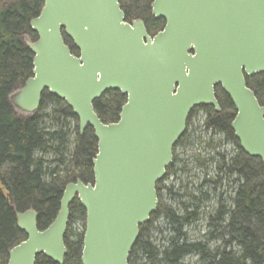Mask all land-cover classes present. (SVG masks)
<instances>
[{
	"label": "water",
	"instance_id": "95a60500",
	"mask_svg": "<svg viewBox=\"0 0 264 264\" xmlns=\"http://www.w3.org/2000/svg\"><path fill=\"white\" fill-rule=\"evenodd\" d=\"M23 43L32 74L8 100L31 117L42 94L63 100L97 140L93 181L65 185L55 219L39 229L38 213L15 212L25 239L6 264H35L43 256L63 264L69 206L85 210L81 264H129V254L156 210V184L197 106L221 108L219 86L235 109L233 135L264 169V106L246 78L264 74V0H153L165 23L150 35L141 19L125 20L120 0H41ZM65 37L78 50L71 52ZM126 96L116 122L104 123L94 102L105 92Z\"/></svg>",
	"mask_w": 264,
	"mask_h": 264
},
{
	"label": "trees",
	"instance_id": "16d2710c",
	"mask_svg": "<svg viewBox=\"0 0 264 264\" xmlns=\"http://www.w3.org/2000/svg\"><path fill=\"white\" fill-rule=\"evenodd\" d=\"M152 1L120 0L125 20L141 19L149 34L159 31L165 23L151 15ZM42 6L41 0L0 3V264L7 263L8 251L26 237L16 226V211L33 208L38 213V228L43 229L55 219L67 183L93 181L97 140L89 126L79 133L77 118L63 100L44 91L39 109L31 117L17 115L8 100L32 74L33 55L22 36L29 33L32 40L36 39L29 22L38 16ZM65 42L77 55L72 42L66 37ZM246 82L264 105V74L246 78ZM217 90L222 113L200 106L207 117L202 115L200 125L188 132L192 144L181 159L180 171L187 175L189 161H195L199 168L210 172L205 177L212 181L214 192L219 188L217 181L225 192L223 205L211 211L214 201L209 200L210 206L202 211L198 207L197 214L209 212L208 226L203 235H195L193 229L185 228L186 217L194 212L188 206L194 194L189 198L182 184L187 197L181 202L184 214L179 216L177 211H182L180 202L178 208L160 202L167 230L157 223L154 235H147L144 231H148V224L140 226L129 264H264V169L258 158L233 148L229 124L235 110L228 96ZM125 101V95L109 90L94 102V110L104 123L116 122ZM197 173L193 171L188 176L199 179ZM170 189L171 196H177ZM69 211L63 264H81L85 210L75 199ZM199 219L196 215L195 230L201 226ZM75 221L82 222V232H75ZM35 264L56 263L38 256Z\"/></svg>",
	"mask_w": 264,
	"mask_h": 264
},
{
	"label": "flooded vegetation",
	"instance_id": "af4514ba",
	"mask_svg": "<svg viewBox=\"0 0 264 264\" xmlns=\"http://www.w3.org/2000/svg\"><path fill=\"white\" fill-rule=\"evenodd\" d=\"M217 89L221 90V88L219 86L215 87L216 98H217V93H216ZM217 100H218V98H217ZM218 103H219V101H218ZM230 103H231V101H230ZM231 105L233 106L232 103H231ZM203 107H206V106H203ZM208 107H211L213 109L214 113H218V114L222 113V110H220V112H216L212 106H208ZM233 108H234V106H233ZM201 110L202 109L200 108V106H198V107H195L190 112V114L188 115V118H187L186 129H185L183 135L181 136L182 139L180 137V139L177 141V143L173 147L172 162L166 168V172H165L164 177L160 181H158L156 184L158 205H157L156 210L151 214L149 221L146 223L148 225L146 226L145 230H148V231H144V234L147 233V235H154V232L157 229V223H159L162 226H165L166 230H167V225H165V214L159 208V205H160V202H162L163 204L166 203L168 206H172V207L176 206L178 208L177 202L181 203L182 201L187 199V197L184 195L182 184L186 185L189 198L194 194L191 197L192 200H189V202H188V206L189 207L192 206V209H194V212H193V210L192 211L189 210V211H191L192 215L189 217L188 216L186 217V219H187L186 221H187L188 225L185 228L189 231H190V229H193L194 230L193 232H196L195 235H203L204 234V231H203L204 228H207V226H208V222L206 221V214H208L209 212L206 214H203V215L201 213L197 214L195 212L198 210V207H200V211H202L203 208L206 207V205L210 206L208 201L213 200L214 202H213L212 208L210 209L212 211V210H215L217 205L218 206H219V204L223 205V202L225 201L224 200L225 192H223L224 190L222 188H220L221 183L217 184L218 181L215 182L216 185L219 187L216 189V192H217V195H216L215 194L216 192H214L213 186L210 185V184H213L212 181L210 180V178L205 177L207 174H210V172L208 173L207 171H205V169L199 168V166L196 164L195 161H192V162L189 161L188 168H190V172H188L187 175L184 176L183 173L180 171L181 159L186 157V153L188 152L187 149L192 144V141L189 143L190 140H189V138H187V134L189 131H191L192 127H194L196 129L200 125L199 119H201L202 115L204 117H207L206 115H204L205 112H203ZM234 112H236V111H234ZM234 116H235V114L233 115V117L230 121V124H229L230 129H231V122L234 119ZM232 135H233V132H232ZM232 140H233V142L231 144H232L233 148L241 149L239 142L235 138L234 135H233ZM187 142L189 144H186ZM168 168L170 169V171ZM193 171L198 172L197 174H198L199 179H194V178L190 179L191 173ZM188 175H190V176H188ZM169 188H171L170 190L172 191V193H176L177 196H175V197H173V195L171 196V194L168 191ZM194 196L198 197V199H196ZM193 200H194V202H193ZM181 206H182V211L181 212L179 211L180 208H178L179 210H177L179 213V216H182L184 214V212H183L184 209H183L182 203H181ZM196 215H198L200 218L199 221H197V223H200L201 226H199V228H197L195 230V228H196V224H195L196 223L195 222ZM168 228H169V226H168ZM170 232H171V229H170Z\"/></svg>",
	"mask_w": 264,
	"mask_h": 264
},
{
	"label": "rangeland",
	"instance_id": "374dc122",
	"mask_svg": "<svg viewBox=\"0 0 264 264\" xmlns=\"http://www.w3.org/2000/svg\"><path fill=\"white\" fill-rule=\"evenodd\" d=\"M13 1L14 0H0V3L4 5V4H9V3L13 2ZM27 35L28 34H23L22 38L24 36H27ZM73 228H74L75 232H77V233L82 232V222L81 221L73 222Z\"/></svg>",
	"mask_w": 264,
	"mask_h": 264
}]
</instances>
